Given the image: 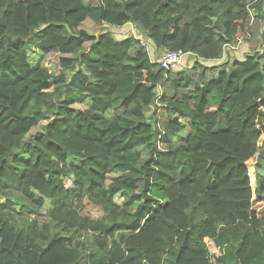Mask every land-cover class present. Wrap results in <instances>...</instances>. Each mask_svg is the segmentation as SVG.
<instances>
[{
  "label": "trees",
  "instance_id": "1",
  "mask_svg": "<svg viewBox=\"0 0 264 264\" xmlns=\"http://www.w3.org/2000/svg\"><path fill=\"white\" fill-rule=\"evenodd\" d=\"M0 264H264V0H0Z\"/></svg>",
  "mask_w": 264,
  "mask_h": 264
},
{
  "label": "rangeland",
  "instance_id": "2",
  "mask_svg": "<svg viewBox=\"0 0 264 264\" xmlns=\"http://www.w3.org/2000/svg\"><path fill=\"white\" fill-rule=\"evenodd\" d=\"M92 1H94V0H92ZM88 19L89 18H87L82 23L80 28L88 31L89 33L97 35L101 31H107L111 34V36L113 38H115L117 40L124 39V38L129 37V36H134V37L140 39L146 45V47L148 48L149 51H150L149 48H151V49L153 48V43L148 39V37L146 35L142 34L137 28H135L130 23H127L122 27H115V26H111V25H107V24H103V23H94L93 21L88 20ZM165 51L166 50L163 51L162 55L164 54ZM257 51H260V46L257 45V43L255 41L252 42V41H249V40L241 37L238 39V42L236 45L226 47V50H225L226 55L224 57V60H227L230 58L242 59L245 55L252 54V53L257 52ZM30 55H31L30 60L33 63H35L38 60L40 61L41 57H39V56H41L42 54L32 52ZM183 57H185V59H187V61H188L187 67H190L194 61L193 60L194 58L191 55H185ZM42 61L44 64H46L51 69V71L57 70L56 66H57L58 59H57L56 54H51V55H48L46 57H43ZM210 64H212V63H210ZM175 70H179L178 65L175 68ZM76 107L81 108L82 106L76 105ZM160 111H161V109L158 111V113H160ZM162 114H164V113H162ZM164 118H165V115H163L162 120ZM147 119L149 120V115H147ZM40 131H41L40 125L32 127L28 131V133L26 134V139L30 140L34 134H36ZM261 160L259 161V163L261 162ZM113 176H115V175L111 174L108 176L107 183L110 182L111 177H113ZM46 203H49V201L47 199L45 201L44 207L41 208L39 211L40 214H38V215L37 214H32V215L27 214L26 215L25 219L28 220V227H36V229H41L44 227L46 217H44L43 214H44L45 209L47 208ZM14 207L16 209H19L18 205H15ZM102 213H103V209L100 206L94 205V204L90 203L88 200L85 201V208L83 210L84 215H87L91 218L98 219L102 216Z\"/></svg>",
  "mask_w": 264,
  "mask_h": 264
},
{
  "label": "built area",
  "instance_id": "3",
  "mask_svg": "<svg viewBox=\"0 0 264 264\" xmlns=\"http://www.w3.org/2000/svg\"><path fill=\"white\" fill-rule=\"evenodd\" d=\"M185 55L190 54L184 53L182 50H166L157 60V63L167 70H175L182 57Z\"/></svg>",
  "mask_w": 264,
  "mask_h": 264
},
{
  "label": "crops",
  "instance_id": "4",
  "mask_svg": "<svg viewBox=\"0 0 264 264\" xmlns=\"http://www.w3.org/2000/svg\"><path fill=\"white\" fill-rule=\"evenodd\" d=\"M87 19V18H86ZM85 19V20H86ZM84 20V21H85ZM88 20H91V19H88ZM91 21H93V20H91ZM94 22V21H93ZM94 23H96V22H94ZM103 24H105V23H103ZM150 49V51L148 50V48H147V50H148V53H149V56H150V59L152 60V61H156L157 62V60L161 57V55H162V53H163V49H161V48H156L154 45H153V48L151 49V48H149ZM225 57V56H224ZM194 60V59H193ZM224 60V58H222V60H220V61H217V63H219V62H221V61H223ZM225 61V60H224ZM188 61H187V59H185V57H183L182 58V60L180 61V63L178 64V68H179V70H182V69H184L185 67H187V63ZM206 64H210V63H213V61H208V62H205Z\"/></svg>",
  "mask_w": 264,
  "mask_h": 264
}]
</instances>
